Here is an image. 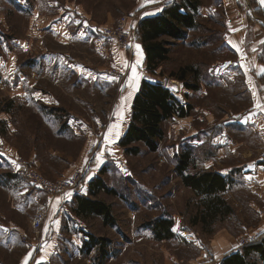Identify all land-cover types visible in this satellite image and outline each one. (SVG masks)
Listing matches in <instances>:
<instances>
[{"label": "rangeland", "instance_id": "rangeland-1", "mask_svg": "<svg viewBox=\"0 0 264 264\" xmlns=\"http://www.w3.org/2000/svg\"><path fill=\"white\" fill-rule=\"evenodd\" d=\"M139 1L0 0V142L17 152L16 160L56 181L83 170L75 167L68 172L86 148L87 134L93 132L96 137L90 163L104 167L101 177L116 191L97 195L110 205L114 226L104 225L96 216L67 221L69 231L71 226L84 228L106 238L105 256L99 247L83 254L82 238L66 236L61 243L66 244L65 252L50 264H221L235 252L232 246L238 251L264 238V194L235 174L245 161L264 160V144L256 141L253 133L223 124L249 109L250 98L233 66L235 55L225 43L220 10L197 14L198 26L188 30L184 39L165 37L169 58L149 71L145 56L143 59L135 47L141 44L136 17L141 11L136 10ZM214 1L202 0V4ZM127 16L131 41L119 50L102 38L100 29L114 27ZM137 59H141V66L136 69L139 79L134 90L129 83L130 65ZM182 67L193 68L187 70L184 81L171 76ZM142 79L162 82L192 110L187 116L174 115L163 123L164 136L157 140L156 151L139 143V154L130 155L118 140L129 124L132 100ZM193 83L198 85L196 90L187 85ZM121 111L122 120L118 115ZM64 121L79 127L83 132L80 139L73 137L70 129H63ZM112 124H119V129L106 136ZM58 128L61 131H56ZM222 130L236 147L235 153L225 158L212 143ZM187 147L191 155L187 173L208 170L205 162L211 164L209 170L231 167L227 190L221 194L232 209L228 215L192 224L203 207L201 196L186 187L175 171L176 156L189 150ZM32 153L35 163L30 161ZM1 164L9 165L5 161ZM4 171L0 169L3 180L9 174ZM16 177L19 184L28 185L23 176ZM82 182L83 178L75 189ZM7 197L6 191H0L2 219L11 220L25 234L17 241L16 253L2 250L0 260L17 264L26 246L38 241L42 226L34 229L30 201L24 200L22 210L13 213ZM160 218L173 221L174 235L169 239L154 236L151 225ZM76 244H82L78 249L81 255ZM257 258L256 254L249 256L250 262L264 264Z\"/></svg>", "mask_w": 264, "mask_h": 264}, {"label": "crops", "instance_id": "crops-1", "mask_svg": "<svg viewBox=\"0 0 264 264\" xmlns=\"http://www.w3.org/2000/svg\"><path fill=\"white\" fill-rule=\"evenodd\" d=\"M148 1L149 2H145V0L139 1L136 10L141 11L138 12L139 14L136 16L138 17L137 21L145 17L159 14L166 5L176 0ZM217 9L220 10L223 18V36L225 43L235 55L233 66L240 72L243 82L245 83V91L250 98L249 109L241 112L239 115L235 114L233 119H229L228 122L224 121L223 124L231 123L237 130H245L249 133H253L256 136V141L264 144V75L258 74L260 69L264 68V43H262V41H264V2H262V0H215L213 4L203 6L201 0L198 14L203 12L205 14H213ZM49 25L50 24H48L47 27ZM77 27L80 26L77 25ZM63 32H66L65 26L63 27ZM77 35L80 37V32ZM15 43H17L16 40ZM110 43L114 44L112 41H110ZM140 54L144 59L145 53L141 44ZM86 75L87 74H84V76ZM257 105H259V107ZM67 125L70 126V123H67ZM78 128L79 127L74 128L73 125L70 126V134L73 137L79 138L83 135V132ZM59 130L58 128L56 131ZM95 137L93 132L87 134L85 138L86 148L79 152L77 160L68 168V172H70L75 167H82L84 172L82 176L83 184H79L78 188H74L60 195H49L38 190L31 186L25 179L28 185L25 183L19 184L15 171V161L19 155L15 150L6 146L4 142H0V169L5 170L3 173H9L4 180L0 177V191H6L8 195L7 203L9 202L10 204L9 209L13 210V213L22 210L20 204L25 200L28 202L30 201L33 217L38 212L43 215L38 241L33 240L29 243L31 246H26L17 264H25L26 258L27 264H50L53 259L61 256L63 252H65L66 244L61 243L66 236L73 238L75 235H78L82 238L83 242L88 240L87 234L90 232L86 231L84 228H82V230L73 229L72 226L69 231L67 221L70 220L73 222V219L88 217L80 215L76 211L77 202L80 197L97 199V197H93L89 193L91 180L97 177V173L101 170V164H92L89 158L91 148L95 143ZM194 142L196 141H191L192 144ZM212 143L217 145L219 154L224 158L236 151L235 141L231 144L225 130H222L216 135ZM53 155L56 156L57 154L53 152ZM4 161L9 165L1 164V162ZM30 161L33 163L36 162L34 153L30 156ZM203 166H206L209 170L211 164L205 162ZM237 167H239L238 169L241 171H236L235 174L239 173L241 181L252 188L256 187L260 189V194H264V160H260L259 158L250 159ZM214 171L223 176H228L231 172V167L227 169H214ZM248 177H251V179H248ZM2 217L3 215L0 211V252L4 250L6 252L16 253V246H18L17 241H19V237L25 233L21 232L14 223L12 224L11 220L5 222ZM96 217L102 220L100 216ZM76 248L77 250L79 248L81 249L82 244H76ZM237 249V247L232 246V251L236 252ZM78 253L81 255L79 250ZM262 263H264V261ZM0 264H5L3 259L0 260Z\"/></svg>", "mask_w": 264, "mask_h": 264}, {"label": "trees", "instance_id": "trees-1", "mask_svg": "<svg viewBox=\"0 0 264 264\" xmlns=\"http://www.w3.org/2000/svg\"><path fill=\"white\" fill-rule=\"evenodd\" d=\"M200 4L201 0H176L166 5L159 14L145 17L138 22L137 35L143 47L146 67L149 71H154L169 58L170 50L167 46L168 42L164 39L165 37L181 40L186 38L188 30L195 29L198 26L196 19ZM192 69V67H182L171 76L184 81L187 70ZM187 85L194 90L198 88L196 83ZM191 110L192 106L190 104H183L162 82H151L142 79L140 87L132 100L129 124L119 138L118 145L126 154L130 155L139 154L141 151L139 143H142L150 151H156L158 149L157 140L164 136L163 123L174 115L187 116ZM62 126L65 127L63 129H70L65 121ZM187 149L189 150H185L176 156L175 171L186 187L201 196L203 207L192 218V224L213 222L219 215H228L232 209L221 195L227 190L228 177L214 170L187 173L188 166L191 163L190 147H187ZM104 171L105 169L102 167L100 174L90 182L89 193L93 197H97L101 191L116 194V191L109 188L103 181L101 174ZM76 211L83 216H100L104 225L114 226L115 224L110 205L98 199V197L97 199L80 197ZM172 225L173 221L171 219L160 218L154 220L151 228L155 238L158 240L171 238L174 235L171 231ZM87 236L88 240L83 245V253H89L94 247H99V251L104 257L108 240L91 233H88ZM251 254H256L260 260L264 261V238L261 242L243 246L238 251L224 257L221 264H256V262H250L249 256Z\"/></svg>", "mask_w": 264, "mask_h": 264}, {"label": "built area", "instance_id": "built-area-1", "mask_svg": "<svg viewBox=\"0 0 264 264\" xmlns=\"http://www.w3.org/2000/svg\"><path fill=\"white\" fill-rule=\"evenodd\" d=\"M129 17H123L117 22L114 27H103L100 29V35L109 41H112L120 49H125L129 46L131 38L128 28H126ZM264 159V152L262 153ZM16 171L22 175L29 184L34 188L49 195L65 194L73 190L83 176V170L77 169L68 176H64L56 181H51L40 175L33 166L23 160H16ZM43 220V215L38 212L33 218L34 229L39 230ZM25 239V238H23Z\"/></svg>", "mask_w": 264, "mask_h": 264}, {"label": "snow or ice", "instance_id": "snow-or-ice-1", "mask_svg": "<svg viewBox=\"0 0 264 264\" xmlns=\"http://www.w3.org/2000/svg\"><path fill=\"white\" fill-rule=\"evenodd\" d=\"M262 2H264V0H262ZM143 6V5H142ZM262 43H264V41H262ZM135 47L139 50L140 49V45H135ZM141 66V59H137V61L134 63V64H131L130 65V67H131V71H132V76H131V78H130V81H129V83H130V85L133 87V89L135 90V88H136V81L139 79V75H138V73H137V71H136V69L138 68V67H140ZM258 74L259 75H264V68H261L260 69V71L258 72ZM132 93H129V95H131ZM258 107H259V105H257ZM118 115H119V119H123V112L121 111V112H119L118 113ZM114 129H119V124H112V125H110L109 126V129H108V133H106V136L107 135H109V134H112L113 133V130ZM115 135L116 136H119V131H116L115 132ZM111 142V141H110ZM248 179H251V177H248ZM57 223H58V221H57ZM197 243H199V242H197ZM25 264H27V258L25 259Z\"/></svg>", "mask_w": 264, "mask_h": 264}, {"label": "bare ground", "instance_id": "bare-ground-1", "mask_svg": "<svg viewBox=\"0 0 264 264\" xmlns=\"http://www.w3.org/2000/svg\"><path fill=\"white\" fill-rule=\"evenodd\" d=\"M172 89H173L174 91H176V89H175L174 87H172Z\"/></svg>", "mask_w": 264, "mask_h": 264}]
</instances>
